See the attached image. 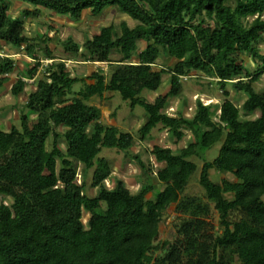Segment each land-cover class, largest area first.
<instances>
[{
    "label": "trees",
    "instance_id": "16d2710c",
    "mask_svg": "<svg viewBox=\"0 0 264 264\" xmlns=\"http://www.w3.org/2000/svg\"><path fill=\"white\" fill-rule=\"evenodd\" d=\"M11 1L0 0V51L14 49L35 64L21 60L26 70L10 94L23 95L29 81L34 91L19 128L0 130V264H155L167 247L157 241L172 206L194 218L215 212L219 227L204 229L194 256L171 264H264V92L255 89L264 74V0H19L35 9L16 17ZM112 7L137 25L122 22L118 31L111 24L81 46L72 39L61 43L67 61L81 59L93 68V84L77 92L82 80L55 58L49 35L32 40L25 34L26 20L46 10L80 22L85 12L98 17ZM113 55L119 60L112 61ZM161 56L172 64L160 67ZM244 57L255 63L252 72ZM43 61L50 64L43 68ZM97 64H107V77L94 70ZM16 70L15 60L0 56V89ZM195 76L215 83L222 103L198 100L191 118L183 109L167 114L182 95L183 80ZM167 78L165 94L152 102L142 97L159 91ZM229 89L245 96L241 107L230 100ZM105 93L144 110L146 122L136 132L141 143L157 131L175 144L187 133L191 140L174 151L155 145L150 154L163 167L154 172L130 154L132 134L101 124L100 109L89 102ZM218 144V156L208 162L204 154ZM104 149L139 167L145 182L136 193L119 180L106 187L112 165L101 157ZM80 165L84 174L93 171V197L84 180L78 184ZM213 171L232 180L215 182ZM196 174L205 201L184 195ZM154 180L163 190H155Z\"/></svg>",
    "mask_w": 264,
    "mask_h": 264
},
{
    "label": "rangeland",
    "instance_id": "374dc122",
    "mask_svg": "<svg viewBox=\"0 0 264 264\" xmlns=\"http://www.w3.org/2000/svg\"><path fill=\"white\" fill-rule=\"evenodd\" d=\"M11 3V13L14 17L18 16L23 10L33 11L35 9L31 3L19 0H13ZM122 22H125L130 28H134L137 25L130 17L118 12L115 7L107 9L98 17H91L88 12H85L80 22H69L66 18L42 10L41 15L37 19L26 20L25 34L32 40L41 38L44 35H49L52 38L49 47L51 51H53L55 58L64 60L71 75L81 79L83 82L82 85L79 84L75 86V91L78 92L84 84H93V82L89 80L90 75L93 73V68L82 62L81 59L73 62L67 61V56L63 53L61 43L68 39H72L81 46L87 38H91L102 28L111 24H115L119 31V25ZM259 50L261 54H264V41L259 45ZM0 56L9 57L17 63V70L12 75L14 78L13 81L8 86L0 89V130L8 132L12 127L19 128L20 113L23 111L29 93L34 91L33 85L29 84L30 87L25 90V93L15 99L10 94L11 85H13L15 80L26 70V66L21 60H24L26 64L31 66L35 63H33L31 59L23 57L22 54H19V52L14 49L3 48V50L0 51ZM111 58L113 61L119 59L117 55H113ZM244 60L246 68L252 72L255 69V63L247 57H244ZM41 64L43 68H45L50 62L43 61ZM158 64H160V67L166 68L172 64V61L161 56ZM94 68V70H102L107 77L109 72L107 64H97ZM39 72L41 74L42 68H40ZM39 77L40 75L37 76L36 79ZM168 86L169 78L164 81L159 91L153 94L144 91L142 97L152 102L159 95L165 94ZM255 89L258 92H264V74L255 84ZM229 91L230 100L236 106L241 107L246 99L245 96L241 94L237 95L231 89H229ZM198 100L203 102L204 105H220L223 98L215 83L201 78L200 76L189 77L183 80V92L181 97L170 102V107L166 110V113L170 116H175L183 109L185 116L191 118L195 113L196 101ZM89 104L100 109L101 124L103 126L116 127L120 131L130 133L134 136L135 141L130 154L140 156L141 160L148 166L150 163L154 172L163 167V165L156 164L155 159L150 154L155 145H159L162 148H169L174 151L186 147L189 140H191L190 134L187 133L186 137L180 143L175 144V142L168 137L166 132L157 131L152 134L149 140L141 143L137 138L136 132L141 125L146 122L145 112L138 106L132 109L130 103L123 101L118 93H105L102 98L94 97ZM30 118L34 120L36 116L30 114ZM220 147L221 144H218L212 150L206 152L204 154V159L208 162H212L218 156ZM101 157L106 158L112 165V175L106 181L107 188H113L115 181L119 180L124 182L132 193H136L142 183L145 182V178L139 167L131 162L130 159H126L124 154L115 150L104 149ZM195 162L199 168L202 167V162L198 160H195ZM83 171V167L80 165L77 171L78 184H81L84 180L86 183V194L93 197L96 195V191L90 189L93 171L91 170L86 174H84ZM198 175L199 174H196L194 178H192L184 195L190 200L199 198L205 201L204 192L198 183ZM211 177L215 182H219L221 178L232 180L231 176H220L214 171L211 173ZM153 186L156 191L163 190L164 188V186L159 184L156 180L153 181ZM153 197L154 193L149 194L147 199L151 200ZM86 221L87 218L84 221L85 224ZM218 224V215L215 212H212L208 217L194 218L182 214L175 206L168 208L160 225V234L157 241V244L167 243V247L164 251L155 255V264H171L174 260L185 259L187 254L189 256H194L197 244L200 241V235L203 233L204 229L216 230L219 227ZM210 232H212V230Z\"/></svg>",
    "mask_w": 264,
    "mask_h": 264
},
{
    "label": "crops",
    "instance_id": "0c3cea01",
    "mask_svg": "<svg viewBox=\"0 0 264 264\" xmlns=\"http://www.w3.org/2000/svg\"><path fill=\"white\" fill-rule=\"evenodd\" d=\"M111 59H112V58H111ZM118 60H119V59H117V60H115V61H118ZM112 61H113V60H112ZM115 61H114V62H115ZM28 83H29V84H33V81H29ZM142 125H143V124H142ZM142 125H141V126H142Z\"/></svg>",
    "mask_w": 264,
    "mask_h": 264
}]
</instances>
